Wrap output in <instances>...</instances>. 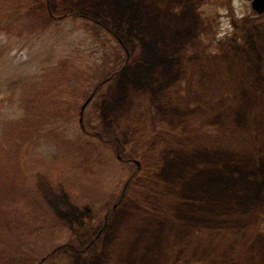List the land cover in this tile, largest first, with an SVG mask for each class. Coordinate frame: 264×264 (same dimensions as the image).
<instances>
[{"label":"rangeland","instance_id":"rangeland-1","mask_svg":"<svg viewBox=\"0 0 264 264\" xmlns=\"http://www.w3.org/2000/svg\"><path fill=\"white\" fill-rule=\"evenodd\" d=\"M85 19L122 46L124 68L85 43ZM110 73L85 114L136 152L105 146L87 174L54 162L59 148L42 138L34 151L56 177L40 169L36 189L65 230L31 240L33 253L59 248L51 264H264V13L247 0H39L0 23V126L52 91L73 102L56 125L74 136ZM19 79L32 86L17 90ZM6 238L14 252L28 241Z\"/></svg>","mask_w":264,"mask_h":264},{"label":"trees","instance_id":"trees-1","mask_svg":"<svg viewBox=\"0 0 264 264\" xmlns=\"http://www.w3.org/2000/svg\"><path fill=\"white\" fill-rule=\"evenodd\" d=\"M38 1L0 0V23L19 18L24 11L34 7ZM85 21L87 25L81 26L87 36L83 39L85 43L88 38H92L94 45H97L94 50L97 51L95 55L104 49L105 57L113 58L111 64L114 63L118 69L124 68L128 55L124 53L122 46L113 45L105 27L91 20L85 19ZM113 75L114 73H110L107 78H103L95 86L94 91L99 92L113 78ZM30 86L32 85L28 84L27 80L19 79L15 82L17 90H25ZM59 87L61 86L53 90L57 91ZM47 93H50L52 98L33 101L31 105L28 103L26 107L28 110L21 118H6L2 122L3 126H0V264H51L59 257V253H62L59 248H55L45 257L39 258L33 253L31 245V240L37 237L49 235L48 237L54 239L52 231L56 234V232L65 230L58 221L52 219V214L48 210L50 207L43 201L39 190L36 189L35 174L40 169L45 171L50 179L56 177L45 167L48 163L34 151L42 138H48L54 148H59L58 153L51 157L54 162H63L61 167L63 164L65 166L78 164V168L83 165L78 170L85 171L87 174L91 172L89 163L93 161V153L110 145L113 146V152H119L124 148L115 137H107V134H104V128L94 123L92 117H88L85 113L83 124H80L81 132L74 136L65 134L64 126L56 124L63 119L70 118L73 102L61 103L53 98L52 91ZM125 151H129L131 156L136 152L129 148ZM32 157L35 159L33 160ZM126 157V162H124L129 163V156ZM54 168L49 169L54 170ZM136 172L137 170H134L131 173V181L137 179L139 174ZM20 232L27 237L28 241L21 240L22 243L19 241L20 246H17L19 252H14L12 248L14 244H11L6 236ZM74 241L73 237L68 240V246H73ZM73 248L69 251L75 249ZM77 249L79 248L74 251H78Z\"/></svg>","mask_w":264,"mask_h":264},{"label":"water","instance_id":"water-1","mask_svg":"<svg viewBox=\"0 0 264 264\" xmlns=\"http://www.w3.org/2000/svg\"><path fill=\"white\" fill-rule=\"evenodd\" d=\"M251 2L252 8L253 10L261 15L264 13V0H247ZM102 85V84H101ZM97 90H95L92 95L86 100V102L83 104L82 109H81V118H80V123L83 124V115L84 112L87 108V106L92 102L95 94H96ZM138 165L140 164L139 162H137ZM46 259V258H45ZM45 259H43V261H45Z\"/></svg>","mask_w":264,"mask_h":264},{"label":"bare ground","instance_id":"bare-ground-1","mask_svg":"<svg viewBox=\"0 0 264 264\" xmlns=\"http://www.w3.org/2000/svg\"><path fill=\"white\" fill-rule=\"evenodd\" d=\"M119 10H120V9H119ZM119 10H118V11H119ZM120 12H121V10H120ZM122 12H123V10H122Z\"/></svg>","mask_w":264,"mask_h":264}]
</instances>
